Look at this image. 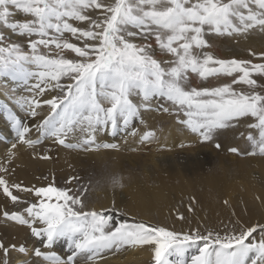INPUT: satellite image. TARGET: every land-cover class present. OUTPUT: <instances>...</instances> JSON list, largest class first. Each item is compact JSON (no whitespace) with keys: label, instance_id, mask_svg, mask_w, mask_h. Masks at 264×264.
<instances>
[{"label":"snow or ice","instance_id":"6c2138e0","mask_svg":"<svg viewBox=\"0 0 264 264\" xmlns=\"http://www.w3.org/2000/svg\"><path fill=\"white\" fill-rule=\"evenodd\" d=\"M0 25L18 38L10 39L0 31V96L11 99L24 116L7 102L0 103V109L19 142L34 145L41 142L40 137H51L68 148L87 151L95 144L115 149L116 143L96 144L97 134L135 135V129L128 131L133 121L155 103L157 110L168 104L163 111H175L178 122L204 142L236 132L254 119L246 129L245 142L254 150L248 154L264 155V84L258 85L253 78L257 74L264 79V62L217 58L206 50L210 47L206 37L264 31V0H0ZM64 50L75 56L68 58ZM163 54L172 59L164 60ZM259 57L264 60V53ZM193 74L230 82L196 88L189 83ZM62 79L67 82L61 83ZM9 80L15 83L10 85ZM234 85H246L249 90H237ZM20 89L29 95H17ZM46 93L51 98H38ZM44 105L47 115L34 127L27 123L35 121L37 109ZM33 132L35 140L29 138ZM79 133L85 134L83 144L67 142ZM153 135L147 132L142 140ZM230 151L247 150L237 145ZM111 183L119 184V179L113 177ZM0 187L14 203L22 202L14 190L34 194L37 202L23 213L5 211L3 215L30 227L40 245L31 251L47 264H80L81 260L94 264L105 252L144 245L153 247V264H264V236L251 239L258 232L264 234L261 223L226 226L223 235L201 233L199 228L178 232L143 221L117 222L105 211H86L88 205L80 195L84 188L74 192L53 184L10 185L2 175ZM60 241L66 246L63 257L51 250ZM193 248L195 254L188 256ZM0 250L3 264H8L9 247L0 243ZM18 250L29 251L24 246ZM173 255L175 261L169 259Z\"/></svg>","mask_w":264,"mask_h":264},{"label":"rangeland","instance_id":"374dc122","mask_svg":"<svg viewBox=\"0 0 264 264\" xmlns=\"http://www.w3.org/2000/svg\"><path fill=\"white\" fill-rule=\"evenodd\" d=\"M106 2H111V0H106ZM92 11L93 10H88L89 14H92ZM95 11L96 14L99 15V10ZM19 18L23 19V17ZM70 22L74 23L76 26H82L83 24V22L80 21ZM0 31L8 35L10 39H18L3 25H0ZM64 35L66 38H69L71 42H77L74 37H70L69 33H65ZM206 38L210 41V47L206 50L217 58L230 59L235 57L238 59H251L253 63L264 62V60H261L259 57V53H264V31H261L259 28L245 34H236L232 37L213 36ZM79 43L82 46V41ZM250 52H255L257 55L252 56ZM64 55L68 58H72L75 56V53L71 52V50H64ZM162 58L164 60L172 59L170 54H163ZM253 78L257 79L258 85L264 84V79H261L259 75L254 74ZM65 82H67L66 79H62L61 83ZM224 82H230V80L228 78L217 77L202 79L195 74L190 77L189 81L191 86L196 88L219 86ZM234 87H236L237 90H249L246 85H234ZM257 90L260 89L258 88ZM12 105L13 106H10H15L19 112L21 111L17 105L14 103H12ZM163 107H169V105L164 104L162 107H159V110H157L158 105L157 108L154 106L149 108V110L154 108L153 110L156 112L159 111L158 113H162L161 120L158 118L157 121V129L163 130L175 124V126H178L180 132L185 131L188 133L189 138L178 141L175 146L167 144L152 146L151 144L153 141L143 140L136 144L133 143L126 148H120L124 142L118 140L121 146L115 150L120 149L118 152L130 156L132 158L131 161H128L127 158L125 159L123 156L124 154L120 156L118 154L116 155L114 152L111 154L105 151L98 156L86 154L85 152L89 149H95V147L91 145L88 150L85 151L83 147L68 148L58 144L52 139H48L47 142L50 144V147L56 149L58 145V147L77 152L78 156H75L72 161L69 160V163H63L58 156V152L54 151L56 154L52 157V160L46 158V160H49V164H45L46 166H40L38 168L42 173L41 176L33 175L31 182L22 178L17 181L18 178H13V180H9V184L19 183L29 188L53 184L56 187H68L74 192H78L79 189L84 188L85 190L80 195L81 199L88 205V208L85 209L86 211L93 209L105 211L106 214L113 215L117 222L120 220H128L130 223L143 221L150 225L167 227L169 230L178 232H188L190 229L199 228L201 233H205V231L208 230L218 231L223 235L225 234L226 226L230 229L235 226H251L256 223L264 224V205L262 202L264 199L261 200V198H258V201H251L249 195H246L243 189V187L246 185L248 187L253 181H255V184L258 183L256 187L264 188V172L261 171L259 166L261 162H264V155L248 154V152L254 150L245 142L248 123H254V119L246 121L243 125L239 126L236 132L229 131L224 136L217 137L214 141L204 142L200 140L198 134L193 133L187 125L178 122L175 111L170 108L168 112H165L163 111ZM20 113L23 112L21 111ZM164 116L166 118H164ZM181 118L184 117L181 116ZM175 134L179 135V132ZM84 140V138L78 137L74 139L73 136H70L67 142L72 144H83ZM216 143H221L222 147L218 149ZM237 145L241 149L247 151L239 154L230 151L231 147ZM102 149H108L107 151H110L111 148L102 147ZM112 150L114 151V149ZM153 151L160 157L159 159L161 161L159 162L163 165H161V168L155 166L150 159L151 154L149 153ZM255 151L258 153V149ZM170 158L182 164L186 169L191 168L194 164L198 165L199 177L193 179L195 182L194 186L190 187L191 190L188 192L173 193L177 196H172V194L169 201L161 204L162 206L160 205L157 210L151 211L149 219L142 217L139 210H136L135 214L130 213L129 208L131 203H134L131 182L138 177L145 179V171L148 173L147 176L149 179H147L151 181L152 184H156L159 182L160 178H164L163 181L165 183L172 184L174 182L175 185H178L180 182L178 176L172 177L173 174L168 172L170 170L168 163L165 162L166 160H170ZM7 160L8 157L4 158V161ZM211 175L218 177V179L223 182L225 181L223 193L220 192L222 191V185L220 187L218 186L219 188L217 189L206 183V180ZM113 177L119 179V184L114 185L111 183V178ZM70 178L72 179L69 183ZM77 180L79 183H77ZM226 181L229 183L227 184ZM120 184H122L123 187H120ZM240 185L244 186L238 189ZM230 186H234V188ZM106 190L111 191L112 198L115 199V201L118 200L119 203L112 200L106 206H97V204H101L102 201L107 198L105 193ZM13 193L20 197L21 203L23 204L22 209L31 204L27 202L28 200L37 202L34 194L29 195L28 193H23L18 190H14ZM225 201H227V203H225ZM219 206L221 207L219 208ZM218 209L220 210L218 211ZM3 213L4 212H2V214ZM181 216H183L184 219H180ZM4 218L5 217H3V219ZM22 226H24L26 231L24 234L33 241L32 243L39 245L38 239L32 235L30 227L28 225ZM261 236H264V234L258 232L254 234L251 239L255 241L261 238ZM4 245L9 247L8 264H18L17 261H13V253L20 252L18 250L20 246H26L14 243H4ZM13 245L16 247L12 248L11 246ZM65 249L66 246L64 242L60 241L51 250H59V252L62 253ZM126 249V246H124L114 251H124ZM193 254H195V248L190 249L187 253L188 256ZM169 259L175 261L177 258L173 255L170 256ZM0 261V264H3L4 253L2 250H0ZM149 264H153V259Z\"/></svg>","mask_w":264,"mask_h":264},{"label":"bare ground","instance_id":"6f19581e","mask_svg":"<svg viewBox=\"0 0 264 264\" xmlns=\"http://www.w3.org/2000/svg\"><path fill=\"white\" fill-rule=\"evenodd\" d=\"M13 83L15 82H12L9 80L10 85H12ZM20 94L25 95V96L29 95L28 92L23 91L22 89L18 90L17 92V95H20ZM38 98L48 99V98H51V94L46 93L43 97H38ZM4 101L9 103L11 106H13L12 105L13 102L11 101V99L4 97V96H0V103H3ZM152 106L157 108V105L155 103H153ZM12 108L14 111L17 112L18 115L24 116L23 110H21L23 113H20L21 111L19 112L15 106ZM153 109L152 110H149V109L142 110L140 119L133 121L128 131L131 132L133 129H135L136 131L135 135H129L128 132H121L116 137H112L109 133L99 132L96 136V144L103 145V144H108V143H116L118 147H120L121 145L118 140H121L124 143H122V146L120 148L122 147L126 148L133 143L136 144L138 142H142L143 141L142 137L147 132L154 133V135L148 139L149 141H153L151 144L152 146H159L161 144L175 146L178 141L189 138V134L186 133L185 131L180 132L178 126H175V124L168 126V128H166L167 130L166 129L158 130L157 121H158V118H160L161 120L162 113L160 114L158 113L159 111L156 112ZM37 112H38V115L35 118V121H32V120L27 121V123H29L33 127L36 122H39L43 117L47 115L48 106L46 105L42 106L40 109H37ZM164 118L166 117L164 116ZM176 132H179V135L175 134ZM72 136L74 137V139L78 137L85 139L84 133L73 134ZM29 138L35 140L37 138V134L33 132ZM48 139H52V138L51 137L49 138L40 137L41 142L34 144V145H28V144L19 142L17 140L16 132L10 126V123L5 119L3 115V110L0 109V175L4 176V178L7 179L8 181L13 180V178H18L17 179L18 181L20 178H22L28 182H31L33 175H39V176L42 175L41 171H39L38 168L40 166H46L45 164L47 165L49 164L48 163L49 160H52V157H54V155L56 154L54 153V151L58 152V156L63 163L64 162L69 163V160L72 161V159L75 156H78L77 152H73L67 148L58 147V145L56 146V149H54V147H50V144L47 142ZM13 145H15V147H13ZM91 146L95 147V149L94 150L89 149L87 152H85L86 154L98 156L99 154L105 151L111 154L114 152L116 153V155L118 154L120 156L124 154V153L120 154L118 152V150L120 149L115 150L118 147L115 148L114 151L112 149H110V151H107L108 149L107 150L102 149V147L97 148L95 144ZM149 154H151L150 159L153 161L154 165L159 166L161 168L162 164L161 162H159L161 161L159 159L160 158L159 155H156L155 151L150 152ZM123 156L125 159L127 158L128 161H131L132 159L127 154H124ZM7 157H8V160L4 161V158H7ZM46 158L49 160H46ZM165 162L168 163V167L170 168L168 172H171V174H173L172 177L178 176V179L180 180L178 185H175L174 182L173 183L171 182L174 185L165 183L163 181L164 178L162 179L160 178V176H159L160 178L159 182H157L156 184H152L151 181L148 180L149 178L147 176L148 174L147 171H145V175H146L145 179L138 177L136 180H133L131 182L134 203L133 202L131 203V206L129 208L130 213L135 214V211L139 210L142 217L149 219L151 215V211L157 210V208L161 204L169 201L173 193L175 194V192L176 193L188 192L189 190H191L190 187L194 186L195 182L193 181V179L195 178L197 179V177H199V172H198L199 168L197 164H194L191 168L187 167L188 169H186L184 168L182 164H180L179 162H176L175 160H172L171 158L170 160H166ZM259 166H260L261 171L264 172V162L263 163L261 162ZM4 168L8 169L7 173H4L3 171ZM206 183L209 185H212L214 188H217V189L222 185L221 187L222 191L220 192L223 193V190H224L223 186H225L224 184L225 181L223 182L219 180L218 177L211 175L206 180ZM228 183L229 182H227V184ZM257 184L258 183L255 184V181H253L250 183V185H248V187L245 184L246 185L245 187H243L244 185L243 186L240 185L238 189L243 187L245 194L249 195V199L251 201H256L258 198H261L262 200L264 199V188L256 187ZM230 187L234 188V186H230ZM105 193H106L107 198L103 200L101 204H97V206L103 207V206L108 205L109 202H111L112 200L115 201V199L112 198L111 191L106 190ZM174 194L172 196L176 197L177 195H174ZM27 202L33 203L34 201L28 200ZM115 202L119 203L118 200H116ZM262 202L264 205L263 200ZM22 206H23L22 203H14L11 201L9 197H6V195L3 193L2 187H0V243H3V244L4 243L5 244L14 243V244H19V245H25L27 249H29L27 253H21V252L13 253V261H17L18 264H23V262L25 261H27L28 264H47L46 261H43L40 258H37L33 255L31 250L34 249L35 247H39L40 245H36L32 243L33 241H31L28 238V236L24 234L26 233L24 226H22L18 222L7 219L2 214V212H5V211L7 212L16 211V212L23 213L25 208L22 209ZM221 206H219V208ZM219 210L220 209H218V211ZM219 216H220V212H219ZM3 217L5 218L3 219ZM126 248L127 249L124 251L105 252L103 253L101 258H97L94 261V264H149L151 260L153 259L154 253H153V247L151 245L136 246V247L126 246ZM52 251H54L57 255L63 257L65 255L66 249L65 251H62V253H60L59 250L58 251L52 250ZM80 264H85L84 260H81Z\"/></svg>","mask_w":264,"mask_h":264},{"label":"clouds","instance_id":"9594fccd","mask_svg":"<svg viewBox=\"0 0 264 264\" xmlns=\"http://www.w3.org/2000/svg\"><path fill=\"white\" fill-rule=\"evenodd\" d=\"M119 186H120V187H123V185H122V184H120Z\"/></svg>","mask_w":264,"mask_h":264}]
</instances>
